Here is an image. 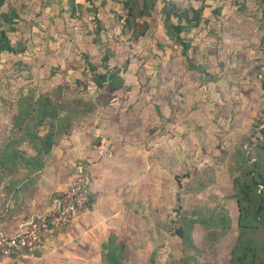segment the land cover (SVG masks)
<instances>
[{"label": "rangeland", "instance_id": "1", "mask_svg": "<svg viewBox=\"0 0 264 264\" xmlns=\"http://www.w3.org/2000/svg\"><path fill=\"white\" fill-rule=\"evenodd\" d=\"M185 8L186 17L177 15ZM75 12L62 24L2 25L10 43L24 51L0 53L1 147L20 89L67 85L63 113L69 114L70 134L59 140L48 167L27 177L35 182V202L37 194L45 199L33 212L48 207L80 164L93 204H85L61 231L78 223L97 228V240L105 238L95 224L104 213L113 243L123 247L122 264H163L182 254L174 234L182 225L179 215L192 219L197 210L203 217L223 210L230 229L206 245L195 263L220 264L237 234L228 166L258 135L264 113V0H156L143 19L125 17L111 1L102 12L93 5ZM143 20L146 31L134 36V22ZM104 56L107 68L94 72L116 66L123 78V87L111 93L96 86L86 68L87 61L101 65ZM87 150H95L94 156ZM9 166L0 168V180L25 170ZM189 226L196 246L208 241V229L197 222ZM258 229L253 236L264 242ZM36 250L0 252V258L23 264L19 259L36 256Z\"/></svg>", "mask_w": 264, "mask_h": 264}, {"label": "trees", "instance_id": "2", "mask_svg": "<svg viewBox=\"0 0 264 264\" xmlns=\"http://www.w3.org/2000/svg\"><path fill=\"white\" fill-rule=\"evenodd\" d=\"M112 1L119 3L125 10V17L133 19L136 17L143 19L156 2V0H140L138 4V0ZM173 5L171 11L176 14L178 7ZM186 14L185 8L177 15L186 17ZM146 29L145 20L134 22L132 33L134 36L142 35ZM6 34V30L0 25V53H21L24 46L19 43L16 44L17 46L12 45ZM106 60L107 56H104L101 65L87 61L86 68L91 73L93 83L96 86L104 85L105 90L111 93L123 87V78L116 66L112 67V70L104 69L101 74L94 72L99 66L107 68L104 65ZM18 71L20 72L21 69ZM259 87L264 92V76L259 80ZM66 88L65 83H60L51 91L37 92L34 88L27 87L24 92L18 89L15 94L13 100L15 112L10 118V134L2 147L0 146L2 161L0 168L3 171L9 170V164L14 163V167L11 168L14 171L17 167L24 166L25 170L22 176L16 178L17 181L41 171L48 164L49 156L59 140L69 134L71 120L69 114L63 113L62 90ZM0 102H4L1 97ZM257 132L258 135L248 141V149L245 152L238 149L233 156L232 165L228 166L234 171V173L229 171L232 188L229 196L233 198L236 207L234 222L237 234L235 241L229 246L226 258L220 264H264V242L260 241L261 237L253 236V231L258 228L264 231V113L259 116ZM4 157L5 160L2 159ZM89 184L88 179L87 185ZM177 184L179 185L178 181ZM11 187L13 186L6 185L4 189ZM92 201L91 192H87L86 207H90ZM194 213L196 216L192 219L179 215L182 225L175 227L174 234L181 241L182 254L177 259L166 260L163 264H195L199 252L206 245L214 243L225 235L231 227L230 216L223 210L204 217L200 210ZM190 222H197L209 230L208 241L202 242L199 247L191 239ZM122 251V245L113 243L112 235L108 234L100 243V264H122Z\"/></svg>", "mask_w": 264, "mask_h": 264}, {"label": "crops", "instance_id": "3", "mask_svg": "<svg viewBox=\"0 0 264 264\" xmlns=\"http://www.w3.org/2000/svg\"><path fill=\"white\" fill-rule=\"evenodd\" d=\"M108 1L114 2L112 0H0V25H34L36 22L44 25L50 23L62 24L68 20V14H71L73 11H77L75 12L77 14L78 10L85 9V6L93 5L97 10H101L102 12L105 8H108ZM96 15L99 18L101 17L97 13ZM69 134L67 136H69ZM54 148L52 153H55ZM83 148H85V146H83ZM79 150L83 152L84 149L79 148ZM88 152L90 153L88 155L92 154V156H94L95 150H87V153ZM47 167L48 165L44 168ZM91 174L92 170L90 171V176ZM70 177L71 175L69 179ZM91 179H93L92 176ZM34 183L33 178H22L18 179V181L16 178H5L0 180L1 233L4 232L8 235L14 233L15 230L20 225L27 222L33 214L41 213V211L33 212L39 209L37 206L45 203V199L44 201L40 200L41 195L39 194H37L38 201L35 202L36 194L34 189L36 186ZM66 183L67 182L57 190L59 192L63 190ZM6 185H11L13 187L5 190L4 188ZM38 189L39 188L36 190ZM31 193L33 194L32 196ZM91 204H93V201ZM97 209L92 210V212L94 211L95 213ZM105 221V215L102 213L100 214V219L96 220L95 224H97L98 228L102 229V232H107L106 236H108V228L106 227ZM96 236L97 228L95 229L94 226H86L83 229L81 225L75 223L65 231L54 230L46 235L42 245L35 248L37 249V253L39 251L36 256L31 254V258L30 256H26L25 258L28 257V259L23 257L19 259L18 262L23 264H97L100 262V251L95 253L93 250L96 247L100 248V243L104 241L106 237L102 238L101 236L100 239L98 238L97 240ZM87 248H89V250L91 249L92 252L87 253ZM10 259V257H2L0 258V263L15 264L13 262L10 263ZM29 259H33V262H27Z\"/></svg>", "mask_w": 264, "mask_h": 264}, {"label": "built area", "instance_id": "4", "mask_svg": "<svg viewBox=\"0 0 264 264\" xmlns=\"http://www.w3.org/2000/svg\"><path fill=\"white\" fill-rule=\"evenodd\" d=\"M88 175L77 164L65 188L52 198L49 206L20 225L12 235L0 233V252L21 253L38 248L45 236L69 225L87 200Z\"/></svg>", "mask_w": 264, "mask_h": 264}]
</instances>
